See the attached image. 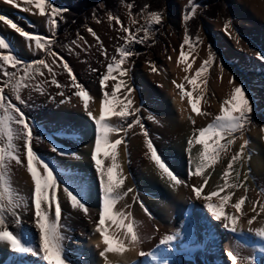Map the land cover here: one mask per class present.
Listing matches in <instances>:
<instances>
[{"label":"bare ground","instance_id":"bare-ground-1","mask_svg":"<svg viewBox=\"0 0 264 264\" xmlns=\"http://www.w3.org/2000/svg\"><path fill=\"white\" fill-rule=\"evenodd\" d=\"M70 1L65 0V2ZM229 2L235 20L228 23V29H225L226 23L222 19L213 23L204 20L200 35L203 39L201 46L196 51H189L185 45L183 49L186 53L185 61L177 63L185 34L182 22L184 8L190 5L189 0H182L176 5V13L171 18L175 34L161 37L162 43L155 41L154 44H158L154 46L136 45L135 50L139 52V56L132 58L134 65H126L132 67L131 79L127 77L123 79L135 89L134 106L141 107L143 122L159 154L170 169L188 184L193 181L197 184L201 183L199 178H189L187 146L188 140L193 137L194 127H204L212 122L214 116L220 114L221 105L231 92L232 85L229 84V80L233 76L236 83L246 87L254 106L251 123L245 125L242 134H234V143L229 146L228 155L222 153L217 163L205 170L206 174L210 173L209 183L202 192L203 195L223 185V172L227 168L230 155L239 151L244 139L249 140L242 154V164L234 162L228 178L230 183H240L243 186L231 190L225 189L221 193L224 195L229 191L232 192V197L225 208L226 213H232L230 205L246 195L245 205L236 213L239 216L237 232L231 233L222 226V222L216 221L208 213L205 202L202 199H195L190 187L181 185L173 188L174 181H169L151 160L144 145L143 135L139 129H136L130 132L126 146L122 143L117 148V163L120 168L114 176L118 173L117 178L123 179L122 190L132 188L133 191L123 200L118 201L116 209H124L132 213V218L138 225L139 235L144 241L140 250L154 251L156 260L153 261L151 257H140L138 250H129L122 255L107 254L109 264H162L164 260H167L168 264H231L227 255L229 251L239 254L238 264H253V262L264 264V239L255 235L254 231L249 232L250 227L253 230L264 228V214L257 217L251 226L247 223L254 215L251 211V202H264V194H261V189H264V62H261L256 55L258 52L264 54V0H229ZM196 8V13L199 14L201 7ZM0 14H6L30 33L45 35L51 32L44 17L33 12H23L21 8L4 4L3 0H0ZM163 17L165 18L166 15ZM32 23L35 26H31ZM125 23L128 25L129 19L125 20ZM89 27L103 40L110 55L115 54V45L118 43L114 39L118 35L115 26L104 20L102 23L94 22ZM37 28L40 32L36 30ZM87 29L82 31L81 36L93 45L88 54L77 55L79 49L76 48L68 57L57 52L67 60L79 81L90 92L89 105L93 114L98 117L103 93L98 83V74L89 71V64L101 68L105 61L96 52L95 40ZM0 36L6 37L11 45L15 46L19 51L15 54L21 59L28 60L36 56L23 38L14 30L4 26L3 22H0ZM209 46L216 59L209 71L202 74L198 80L197 92L193 95L201 90L204 91L205 95L201 98L198 107L211 115L200 116L191 111L188 97L182 98L173 81L177 84L184 82L185 90L190 91L191 85H187L184 77L194 75L195 69L207 59ZM32 47L34 48V42ZM169 56L171 59L168 58ZM219 62L223 63L222 77ZM189 63L192 64V68L185 73L183 69ZM152 64L158 71H152ZM57 78L62 84L69 83L67 74ZM111 83L112 81L108 82L109 85ZM48 91L54 94L56 89L49 87ZM27 95L26 90L24 96ZM32 95L33 101L30 103H34L35 106L24 111L35 124L37 134L46 138L43 142L34 144L35 150L44 160L52 162L56 171L60 173V179L69 189L79 193L82 201L90 209L88 216L92 221L98 220L102 193L94 162L90 158L95 140L94 122L84 113L82 101L75 96L71 103L57 107L45 96L35 92ZM150 116L152 119H149ZM192 120H195V126ZM110 123L119 124V120L111 117ZM47 140L58 150L76 155H57L51 151ZM201 151L202 146L193 140L192 170ZM101 159L105 167L110 164V159L103 156ZM237 171L241 173L239 179L236 177ZM9 175L20 195H30L33 185L26 167L16 166L13 162ZM167 182L170 185V192L166 196H160L157 187H162ZM96 187L98 196H95V193L87 194L88 189L93 190ZM57 194L60 195V189ZM134 195L138 197L136 202L131 199ZM140 202L147 207L151 216L140 207ZM213 202L219 201L214 197ZM126 204H131L132 207L126 209L124 207ZM63 215V223L70 229L64 246L65 255L71 264H104V259L99 257V249L95 247L100 242L99 233L95 232V224L82 211L72 209L66 198ZM33 217L34 212L22 213V223L19 228L10 224V229L20 231L21 239L30 247H34L38 242V232ZM105 226L109 227V231L116 229L115 225L108 223ZM172 233H179V236L170 249L167 246L157 247L163 235ZM0 264H45V262L32 254H15L0 242Z\"/></svg>","mask_w":264,"mask_h":264},{"label":"snow or ice","instance_id":"snow-or-ice-1","mask_svg":"<svg viewBox=\"0 0 264 264\" xmlns=\"http://www.w3.org/2000/svg\"><path fill=\"white\" fill-rule=\"evenodd\" d=\"M3 3L14 8H21L23 12H33L40 17H44L51 31L49 36L33 34L25 30L18 22H14L6 14H0V22H3V25L8 29L19 34L33 54L40 56V58L31 62L25 61L15 54L13 46L7 38L0 36V242L3 245L9 247L15 254L37 256L45 264H71L65 255L66 249L64 246L67 232L70 231L68 226L63 223V204L66 198L72 209L82 211L95 224V232L99 233L100 236V242L95 247L99 249L98 254L99 257L104 259V264H109L107 254L122 255L129 250H138L140 257H151L155 261L154 251L140 250V246L144 241L139 235L138 225L132 218V213L124 209H116L118 201L123 200L133 191L132 188L122 190L123 179L117 178L118 173L117 176H114V173L120 168L117 163V148L122 143L126 146L130 132H134L136 129H139L143 135L144 145L151 160L155 162L157 168L167 176L169 181H174L173 188L181 185L190 187L195 199H202L205 202L208 213L216 221L222 222V226L231 233L237 232L239 216L236 213L240 212L242 206L245 205L246 195L241 196L230 205L233 210L232 213H226L225 208L232 197V192L229 191L224 195H221V193L225 189L231 190L243 186L240 183H230L228 178L230 171L233 170V163L241 162L242 164V154L246 145L249 144V140L244 139L239 146V151L230 155L227 168L223 172V185L218 186L217 190L202 195L203 189L209 183L210 175V173L206 174L205 170L212 168L222 153L228 155L229 146L234 143V134H242L245 125L251 123L254 106L247 94L246 87L243 84L236 83L235 76L229 80V84L232 85L231 92L228 98L223 101L220 114L214 116L212 122L206 126L194 127L193 137L188 140L189 178L196 177L201 180L199 184L195 181L188 184L170 169V166L163 160L162 155L159 154L158 148L143 122L141 107L134 106L135 89L123 79L125 77L131 79L132 67L126 65H134L132 58L139 56L135 46L145 44L150 40V34L154 35L151 24L159 25L162 21V13L157 11L146 12L148 5H144L140 9V14H146L147 21L145 24H140L134 28L132 26L137 25L139 22L132 16V3L127 4L129 9V24L127 26L119 16L108 13L107 20L109 24L115 26V31L118 33L114 37L118 41L115 45V54L111 55L97 33L90 27L87 29L95 40L96 52L105 61L101 68L89 64V71L98 74V83L103 93L100 112L97 117L93 114L89 105L90 92L79 81L77 74H75L67 60L53 47L56 43L54 36L58 27V19L63 20V13L67 10L56 6L53 0H3ZM189 4L192 6L183 16L185 22L190 20L197 11L193 0H189ZM97 23H101L98 18ZM224 27L227 30L229 24L226 23ZM141 33L143 34L141 35ZM33 42L34 48L32 47ZM151 43L154 44L155 40H152ZM198 43H200L199 37H196L190 43V36L187 28H185L177 63L185 61L186 53L183 50L185 45L191 51L193 45ZM71 44L79 49L76 52L77 55H80V53L88 54L93 48V45L89 44L79 34ZM69 51H73L71 46H69ZM256 55L261 62H264V54L258 52ZM168 58L171 59L170 56ZM215 59V54L209 46L207 59L203 60L199 67L195 69L194 75H185L184 77L187 85H191L190 91L185 90L186 84L184 82L177 84L173 81L182 98L188 97L191 111L196 115H211L201 111L198 107L201 98L205 95L204 91L201 90L195 96L193 93L197 92L198 80L202 74L209 71ZM82 62L87 63V61ZM191 68L192 64L189 63L183 70L188 73ZM219 69L222 77L224 71L222 62H219ZM152 71H158L154 64H152ZM65 73L69 83L62 84L57 77ZM109 81H112L111 85L108 84ZM49 87L56 89L54 94L48 91ZM25 90L28 91L27 97L23 95ZM33 92L47 97L57 107L71 103L73 96H75L82 101L84 113L94 122L95 140L90 158L94 162L102 193L98 220L92 221V218L88 216L90 209L82 201L79 193L69 189L60 179V173L56 171L52 162L44 160L43 156L35 150L34 144L43 142L46 138L37 134L35 124L24 111L25 108L35 106L34 103H30V101H33ZM58 97L59 99H57ZM111 117L118 118L119 124L110 123ZM149 119H152V117L150 116ZM192 124L195 126V120H192ZM241 138H243L242 135ZM193 140L196 144L202 146L194 170L191 167L193 164L191 157ZM47 142L51 147V151L57 155H76L75 153H64L58 150L49 140ZM101 156L110 159L108 166H104ZM77 158L79 157L77 156ZM13 162L16 166L26 167L27 173L30 175L33 187L28 196L20 195L10 179L9 174ZM240 175L241 173L237 171V179ZM58 189H60V195L57 194ZM245 192H247V189H245ZM261 194H264V189H261ZM214 197L217 198L218 203L213 202ZM131 199L136 202L138 197L134 195ZM124 207L130 209L132 205L126 204ZM140 207L146 214L151 216L143 202H140ZM251 211L254 215L247 221L250 226L257 217L264 214V202L252 201ZM32 212H34L35 229L38 232V242L34 247L25 245L19 234L20 231L10 229V224L16 225L17 228L21 226L22 213ZM245 215H247L246 212ZM106 223L115 225L116 229L109 231V227L105 226ZM253 231L255 235L264 239V228L253 230L250 227L249 232ZM178 236L179 233L163 235L159 239L157 247L167 246L170 249L177 241ZM101 244L103 245L102 248ZM227 255L231 260V264H238V253L233 254L229 251ZM162 264H168V261L164 260Z\"/></svg>","mask_w":264,"mask_h":264},{"label":"rangeland","instance_id":"rangeland-1","mask_svg":"<svg viewBox=\"0 0 264 264\" xmlns=\"http://www.w3.org/2000/svg\"><path fill=\"white\" fill-rule=\"evenodd\" d=\"M78 1H80V0H71L70 2H65V0H53L54 4L61 9L69 8L70 6H72L71 4H74ZM116 1H117L116 3L114 2V5L117 4L116 5V11H115V13H112V14L114 16H119L121 18V20L125 23V20L129 19V9L127 8V4L130 2H129V0H116ZM181 1L182 0H163V4L161 7L162 10L160 11V13H162V16L166 15V17L162 18L161 22H163V23H160L159 25L152 24L151 27L154 31V35L150 34V40L148 42H146L145 44H143V46L148 47V46L157 45L158 43H162L161 37H167L169 35L173 36V34H175V28L172 26L171 18H172V15L174 13H176V9H175L176 5L178 3H180ZM195 1L196 0H193V4L196 7L200 6L201 12L199 14L195 13V15L190 20H188L187 22H185L184 20L182 21L184 31H185V28H187V30H188V34L190 36V43L196 37H199L200 43L193 45V48H192L193 51H196L198 49V47H200L202 44L203 39L200 35L202 34L203 21L204 20H208L211 23L218 22L220 19L224 20L225 23H231L235 20V15L232 11L233 9H232V6H231L229 0H201V1L198 0V2L197 1L195 2ZM56 2H59V4H56ZM96 6H97V8L92 10L93 13H92V16L90 17L91 19L86 20L84 26L80 30H77V33H76L74 40L77 39L78 34L79 35L82 34L83 30H86L91 24H93L94 22H97V18L101 20V23L104 20H107V14L109 12L104 11L107 7L105 2L99 1ZM191 6L192 5H189L188 7L184 8L185 9L184 15L186 14L187 11L190 10ZM146 12H149L148 9L146 10ZM132 16H133V18H135L139 22L137 25H133L132 26L133 28L139 26L140 24H145L147 21L146 14L141 15V14H134L132 12ZM62 25H63V20H59L58 27L55 30V36H54L56 43L53 45V47H54L55 51H59L64 56L68 57V56H71L72 52L75 49V46L71 44V42L73 40L69 41V43H65L62 40V38H60V35L62 33V31H60ZM125 25H126V23H125ZM31 26H35V24L32 23ZM36 30L38 32H40V30L38 28ZM142 34L143 33H141V35ZM49 35H51V32L46 33L44 36H49ZM152 37H153V39H152ZM152 40H155L158 43L153 44V43H151ZM69 46H71L73 48L72 52L69 51ZM13 49H14L15 53H19V51L15 48V46H13ZM38 58H40V56L36 55L35 57H32V58L25 60V61L31 62V61L38 59ZM24 92H26V90ZM24 92H23V95H24ZM93 165H94V163H93ZM88 190H90V191H88ZM88 190H87L88 195L95 193V196H98L97 187L94 188L93 190H91V188ZM157 191H159L160 196H166L170 192V185L167 182L164 186L157 187ZM93 230L94 229L92 228L91 232Z\"/></svg>","mask_w":264,"mask_h":264},{"label":"trees","instance_id":"trees-1","mask_svg":"<svg viewBox=\"0 0 264 264\" xmlns=\"http://www.w3.org/2000/svg\"><path fill=\"white\" fill-rule=\"evenodd\" d=\"M99 1L105 2L107 7L104 11L115 13L117 4L114 5V2L116 3V0H80L71 4L72 6L69 8H64L67 11L63 13L64 19L60 30L62 31L60 38H62L65 43L74 40L77 30H80L84 26L86 20L91 19L92 10L97 8L96 5ZM196 1L198 2V0ZM129 2L133 4L131 11L134 14H140V9L146 4L148 5L149 12H160L163 4V0H129ZM56 4H59V2H56Z\"/></svg>","mask_w":264,"mask_h":264}]
</instances>
